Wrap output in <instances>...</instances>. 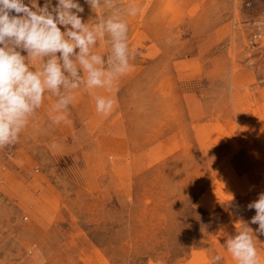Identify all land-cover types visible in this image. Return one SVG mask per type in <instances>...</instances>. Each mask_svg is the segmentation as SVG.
I'll list each match as a JSON object with an SVG mask.
<instances>
[{
    "label": "rangeland",
    "instance_id": "obj_1",
    "mask_svg": "<svg viewBox=\"0 0 264 264\" xmlns=\"http://www.w3.org/2000/svg\"><path fill=\"white\" fill-rule=\"evenodd\" d=\"M115 3L140 11L130 70L94 90L112 110L81 86L57 125L46 93L0 148V264H237L225 243L256 234L264 192V0Z\"/></svg>",
    "mask_w": 264,
    "mask_h": 264
},
{
    "label": "clouds",
    "instance_id": "obj_2",
    "mask_svg": "<svg viewBox=\"0 0 264 264\" xmlns=\"http://www.w3.org/2000/svg\"><path fill=\"white\" fill-rule=\"evenodd\" d=\"M84 4L96 13L108 10L107 17L84 22L80 0H0V148L19 142L46 93L57 97L50 108L57 125L66 120L81 86L93 94L97 113L112 110L114 101L94 90H110L130 70L126 18L136 17L140 9L134 3L118 6L115 0ZM100 40L110 45L107 56L93 51ZM247 209L255 210L250 223L258 225L256 234L247 227L227 239L225 247L237 264H260L254 237L264 235V192ZM220 260L214 256L213 264Z\"/></svg>",
    "mask_w": 264,
    "mask_h": 264
}]
</instances>
